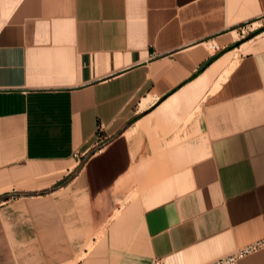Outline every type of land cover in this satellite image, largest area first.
Here are the masks:
<instances>
[{
  "label": "crops",
  "instance_id": "crops-1",
  "mask_svg": "<svg viewBox=\"0 0 264 264\" xmlns=\"http://www.w3.org/2000/svg\"><path fill=\"white\" fill-rule=\"evenodd\" d=\"M258 42L264 0H0V264H206L264 238Z\"/></svg>",
  "mask_w": 264,
  "mask_h": 264
},
{
  "label": "built area",
  "instance_id": "built-area-1",
  "mask_svg": "<svg viewBox=\"0 0 264 264\" xmlns=\"http://www.w3.org/2000/svg\"><path fill=\"white\" fill-rule=\"evenodd\" d=\"M245 31H242V34H244ZM213 50H216V46L212 45L211 47ZM100 132V129H98V133ZM74 159L77 161H80L81 158H84V155L80 154H74ZM264 249V238L249 244L247 246L241 247L234 252L228 254L227 256L221 257L219 259H216L212 262L206 263V264H238V262L243 259L244 257L255 253L259 250ZM154 264H159V262H154Z\"/></svg>",
  "mask_w": 264,
  "mask_h": 264
},
{
  "label": "rangeland",
  "instance_id": "rangeland-1",
  "mask_svg": "<svg viewBox=\"0 0 264 264\" xmlns=\"http://www.w3.org/2000/svg\"><path fill=\"white\" fill-rule=\"evenodd\" d=\"M264 45L262 44V43H260V42H258L257 44H255L254 45V47H256L255 49H257V48H261V47H263ZM253 47V48H254ZM248 52V51H247Z\"/></svg>",
  "mask_w": 264,
  "mask_h": 264
}]
</instances>
